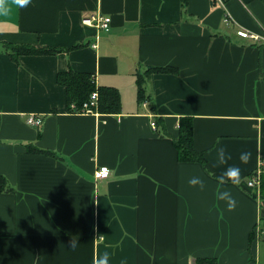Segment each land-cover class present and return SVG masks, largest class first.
Returning a JSON list of instances; mask_svg holds the SVG:
<instances>
[{
	"label": "crops",
	"instance_id": "crops-1",
	"mask_svg": "<svg viewBox=\"0 0 264 264\" xmlns=\"http://www.w3.org/2000/svg\"><path fill=\"white\" fill-rule=\"evenodd\" d=\"M8 3L0 15V174L11 189L0 191V264H95L105 252L109 264H264V197L247 184L264 165V0ZM92 13L110 16L109 29L84 23ZM4 41L70 48L14 61ZM154 65L178 73H146ZM69 68L117 87L121 111H70L57 81ZM138 71L147 78L143 102ZM30 114L42 123H28ZM183 115L194 117L205 164L178 157ZM219 145L231 154L223 165ZM101 165L110 174L95 179ZM229 165L239 166V185L218 182ZM221 190L235 208L216 198Z\"/></svg>",
	"mask_w": 264,
	"mask_h": 264
},
{
	"label": "trees",
	"instance_id": "trees-1",
	"mask_svg": "<svg viewBox=\"0 0 264 264\" xmlns=\"http://www.w3.org/2000/svg\"><path fill=\"white\" fill-rule=\"evenodd\" d=\"M183 3V0H182ZM77 45V44H75ZM74 45V46H75ZM4 50L14 61H18L22 54H44L55 53L61 50H68L70 47L38 46L31 43H13L3 42ZM153 72H173L178 73V67L173 65L151 66L146 73ZM147 78L145 73L137 72L138 101L149 100L146 94L145 82ZM57 81L66 87L67 107L70 111L81 110L82 104L90 100L91 93L98 91L96 99L97 105L94 110L101 113H118L121 111V93L120 90L111 85H98L95 75L89 71H77L73 68L62 70L57 73ZM150 102H152L150 100ZM150 108L155 112V104L151 103ZM159 119V118H158ZM179 134L173 137L175 146L178 149V157L183 161H197L206 163L204 154L194 147V117L192 115H183L178 124ZM30 152H45L54 154L51 150L40 149L34 145H28ZM261 196L264 197V172L261 174L260 181ZM8 179L0 174V191L9 190ZM196 264H218L214 257H200L196 259Z\"/></svg>",
	"mask_w": 264,
	"mask_h": 264
},
{
	"label": "clouds",
	"instance_id": "clouds-1",
	"mask_svg": "<svg viewBox=\"0 0 264 264\" xmlns=\"http://www.w3.org/2000/svg\"><path fill=\"white\" fill-rule=\"evenodd\" d=\"M30 3V0H13V5L19 8H23ZM12 5H9L8 0H0V15H6L11 10ZM216 162L218 164H226L227 160L231 158V154L226 151L225 146L219 145L216 148ZM250 157V153L247 151H242L239 155L241 163H247ZM233 184L239 185L240 183V168L238 165H229L224 168L221 174L217 177L218 182L223 185L225 179ZM191 185H198L201 189L204 187V181L199 177H192L188 181ZM218 200L226 202V207L231 210L236 206V200L228 190H221L216 194ZM70 251L75 254L77 248L76 244L72 245ZM95 264H109V253L105 252L103 255L97 258Z\"/></svg>",
	"mask_w": 264,
	"mask_h": 264
},
{
	"label": "built area",
	"instance_id": "built-area-1",
	"mask_svg": "<svg viewBox=\"0 0 264 264\" xmlns=\"http://www.w3.org/2000/svg\"><path fill=\"white\" fill-rule=\"evenodd\" d=\"M231 20V16L226 13L225 17H224V21L226 23H229ZM84 23L88 24V25H93L96 26L100 29H105L108 30L110 27V21H111V17L107 16V15H101L99 13H92L90 15H87L83 18ZM237 33L240 36L243 37H252L255 39H259L260 35L252 33L246 29H238ZM261 38L264 39V35H261ZM98 40H99V35L95 36V39L93 42H91L92 46H97L98 45ZM98 97V91L94 90L91 93L90 96V100L85 101L82 106H81V110L77 111V112H90V111H94V106L97 105V99ZM27 122L32 124V125H40L42 123V118L39 115H33L30 114L27 117ZM151 124L154 128H156V121L153 120L151 121ZM264 172V165L262 167H260L259 169L255 170L250 176L249 179L247 180V184L250 187H254L258 184H260L261 181V174ZM110 174V168L107 165H101L99 167H97L94 171V177L95 179H102V178H106L108 177ZM259 229V233L264 234V227H260Z\"/></svg>",
	"mask_w": 264,
	"mask_h": 264
}]
</instances>
